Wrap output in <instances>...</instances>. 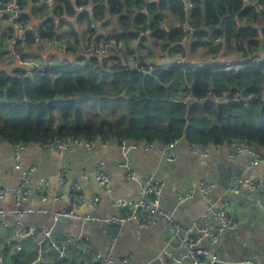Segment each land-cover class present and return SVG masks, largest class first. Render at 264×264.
<instances>
[{
	"label": "built area",
	"instance_id": "obj_1",
	"mask_svg": "<svg viewBox=\"0 0 264 264\" xmlns=\"http://www.w3.org/2000/svg\"><path fill=\"white\" fill-rule=\"evenodd\" d=\"M69 1L74 4L77 12L85 10L87 5H90V3L79 4L80 0ZM180 1L184 3L186 13L183 21L179 24L184 32L180 43L182 48L187 50L186 43L194 39L196 31L191 12L197 5V0ZM44 2L47 7H53L56 4V0H44ZM243 6L256 8L260 12L264 11V6L258 0H243ZM22 16L20 0H0V80L2 76L7 78L9 75L18 76L21 80L34 79L40 74H46L52 78L58 76L55 58H49L43 62L38 57L23 56L24 51L30 46L36 48L42 46L65 56L71 55L70 48H77L80 54L103 59L110 67L114 64V60L111 58L120 56L126 69L146 75L172 69L177 64L191 67L215 64L220 67L219 73L235 70L241 72L232 79V81L237 80V82L231 80L228 82L217 81L218 84H223L226 87V98L234 107H242V104L244 107H247L248 104L256 105L254 104L256 94L248 95L254 90H247V84L244 81L240 83L239 79L244 76L248 77L249 73L255 72L243 73L250 69V66L264 65V46L256 48L249 58L239 61L224 59L220 55H215L208 62L192 63L187 61L184 55H181L176 61L158 64L144 58L138 51V45L143 36L154 34V30L151 28L142 31L137 38L138 40H122L117 37L115 31L105 27L98 28L93 20H90L91 22L87 27L82 25L81 20H79L78 26H76L75 23L66 21L71 18L68 15L64 20L65 27L57 30L56 35L52 38H45L39 25H33L27 29L24 26L21 27L19 22L22 20ZM6 20L16 28L15 33H12L11 28L4 27ZM66 29L75 31L72 32L75 35L67 33ZM227 32L228 28L226 27L221 36H216L213 39L216 44L222 45L224 51H228V45L237 47L236 45L243 44L241 40H236ZM30 39L32 42H29ZM1 59L7 60L6 62H15L9 63L12 64L9 66L1 63ZM13 67H15L14 70ZM257 73L261 74L260 72ZM263 120L264 117L256 118L254 123ZM180 143H183L192 154H208L209 146L203 147L199 144H193L184 138L157 143L125 140L119 143L123 156V161L119 166L127 169L128 178L138 180V176L130 168L131 154L134 150L143 148L148 152L157 153L163 161L175 162L178 159L177 147ZM10 145L13 151L14 168L19 171V181L17 186L11 189L0 177V264H134V257L117 254V236L110 235L106 226L109 223H116L118 230L123 231L129 222H135L138 226L145 227L156 225L160 220L166 222L171 237L163 250L139 264L166 262L174 264H219L220 259L211 248L221 242L226 232L235 230L239 226L238 218L223 208L217 210L209 208L190 224L179 223L176 215L177 207L192 199L194 191L189 189L178 192L176 207L168 209L162 201L166 182L157 178L154 172L147 175L143 180H138L140 192L137 196L113 198L112 213L104 216L93 212L79 213L77 209L82 204L87 203L95 208L100 202L99 196L86 192L84 179L75 180L66 187L72 176V168L64 163L61 165L56 179L57 188L52 194L51 182L48 177L40 174L39 162L34 161L27 166L24 165L23 152L32 144L15 143ZM34 145L38 147L41 154L57 150L63 156L74 147H83L86 151L91 152L95 146V141L66 137L45 143H35ZM244 154L250 156L252 166L264 165V155L248 142L234 143L231 156L242 157ZM95 180L107 193H112V178L104 161H101L96 169ZM263 183L264 177L252 179L246 174H241L233 180L229 190L241 192L248 189L255 192L263 186ZM213 186L214 183L212 182H203L200 188L205 194L211 191ZM11 191L14 194V204L12 208L7 209L5 208V200ZM35 195L38 196L42 206L48 208L42 207L35 210L24 207V204ZM63 202L66 203L65 207L51 212L49 216L50 212L48 211L53 210H50L49 207ZM38 216H49L50 224L35 222L33 219ZM66 219L87 224L96 237L88 232L64 230L59 224ZM104 236H108L105 250L102 248L103 243L100 242ZM95 240L98 243H95ZM237 263L264 264L257 255H251Z\"/></svg>",
	"mask_w": 264,
	"mask_h": 264
},
{
	"label": "trees",
	"instance_id": "obj_2",
	"mask_svg": "<svg viewBox=\"0 0 264 264\" xmlns=\"http://www.w3.org/2000/svg\"><path fill=\"white\" fill-rule=\"evenodd\" d=\"M87 1L80 0L79 4ZM94 1L99 4L95 17L103 16L107 4L111 7L110 13H123L119 20L120 33L114 30L118 38L135 40V35L139 37L142 31L151 28L154 30V34L149 36L151 41L173 38L175 49L182 52V28L178 26L174 31L167 32L160 26L163 16L158 13L152 16L155 9L158 12L166 9L177 16L180 24L186 14L182 1ZM33 2L42 10L47 8L44 0ZM258 2L264 6V0ZM196 3L191 12L196 26L194 39L189 42L192 52L202 46L220 52L222 45L216 44L213 39L221 36L226 27L228 34L243 43L237 47L228 45V50L238 54V59L249 58L262 45L264 11L243 8V0H197ZM131 5L139 10L149 8V15L143 11L133 20V11L130 8L125 10ZM54 8L58 11L56 17L76 12L74 4L65 0H56ZM246 20L248 23L244 24ZM133 26L136 31L132 30ZM42 29L45 38H52L57 32V22H46ZM78 51L77 48H70V54L77 55L76 62L71 57H60L56 66L58 76L55 78L46 74L29 80L11 75L1 77L0 142L35 144L77 137L92 141L116 139L119 143L125 140L157 143L184 138L193 144L208 147L246 141L264 155V120L246 125L228 124L226 120L232 116L229 112L232 103L215 104L209 96L215 92L223 97L226 87L217 81L228 82L241 72L219 73L220 67L215 64L200 67L177 64L172 69L146 75L126 69L120 56L111 58L114 64L110 67L102 65L98 57ZM79 62L82 64L79 65ZM250 71L264 74V65L250 66L243 73ZM241 78L243 81L248 78V83L253 86L255 83L258 85L257 80L250 76ZM173 85H190L191 96L198 102L173 98ZM86 92L98 97L76 99ZM258 106H235L234 109L239 118L246 121L264 117V105H260L263 108Z\"/></svg>",
	"mask_w": 264,
	"mask_h": 264
},
{
	"label": "crops",
	"instance_id": "obj_3",
	"mask_svg": "<svg viewBox=\"0 0 264 264\" xmlns=\"http://www.w3.org/2000/svg\"><path fill=\"white\" fill-rule=\"evenodd\" d=\"M65 1L71 3L69 0ZM144 1L151 3L158 2L160 0ZM86 3H90V5H87L85 10L81 12L76 11L73 15H70L71 18L66 21L72 22L73 24L75 23L76 26H78V22L81 20L82 25L87 27L88 22L93 20L98 28H110L113 31L115 30L116 32L120 33L118 31L119 20L123 13H110L111 7L109 4H107V8L103 16L100 17L99 15L96 16V18L95 15L97 14L98 10V2L92 0L87 1ZM20 6L23 12L22 20L19 22L21 27L24 26L27 29L30 26L39 25L42 29L43 24L45 25L46 22L48 23L50 21L57 22V30H61L65 27L64 20L66 17H68V15L64 14L60 17H56V14L58 15V11L54 8L55 6L47 7L45 10H42L41 6L35 4L33 0H23V2L20 0ZM127 8H130L133 11V20H135L136 17L139 16L143 11L145 14L149 15V8L139 10V8L135 5H131L129 7L126 6L125 10H127ZM243 8L245 7L243 6ZM157 13L161 17L163 16V20L160 21V26L163 27L167 32H172L179 26L177 16L169 10L163 9L158 12L155 9L152 13L153 15H150L157 16ZM243 23L247 24L248 20L244 21ZM4 27L11 28L12 33L16 32V28L10 24L8 20L4 22ZM132 30L136 31L134 26ZM66 32L72 33L75 31L66 29ZM72 34L75 35V33ZM146 36L147 37H145V39L141 40L139 43L138 51L144 58L154 63L159 64L173 62L176 61L181 55H184L186 60L192 63L208 62L210 58L215 55H220L224 59H238V54L236 52H231L232 49L228 51H224L222 49L220 52L216 53L210 51L207 46H202L197 48L196 51L192 52L189 43H186V47H188L187 50H184L180 43V47L182 49L181 52L175 49V40H173V38H171V40L169 38L164 40L159 39L154 42L151 41V37L148 35ZM137 38L138 36L135 35L134 39ZM261 43V46H264V35L262 37ZM23 56L38 57L39 59L43 60V62L49 58H55L58 63L60 57H64L65 55H61L52 49H47L42 46H38V48L35 46H30L24 51ZM76 56L68 55L67 57H71V59L75 60L76 62ZM4 59H1V63L8 64L9 66H12V64L9 63L15 62H6L7 60ZM99 60L102 65L107 64L103 61V59L99 58ZM81 64L82 63L79 62V65ZM14 69L15 67H13V70ZM249 74L250 78L257 80L258 85L255 83L253 86L252 83H248V78L247 80H244V82L247 84L246 89L249 91L254 90L249 92L248 95L255 93L256 101L254 104L259 105L260 108H263V106L260 105H264V74H258L257 72H251ZM242 81V78H240L239 82L241 83ZM232 82H237V80ZM222 86L224 85L222 84ZM120 94H122V92ZM209 96L210 99H213L215 104L227 101L229 102L225 96V93L221 98L216 95L215 92H211ZM172 97L177 100H183L184 102L194 99L191 96L190 85H173ZM194 100L195 102H198L196 99ZM248 106L254 105L248 104ZM234 108V105L231 104L229 112L232 114V116L226 120V123L246 125L248 123L255 122L256 119H248L246 121L241 120L235 113ZM232 147L233 144H212V147L208 148L207 155H199L190 153L184 144L180 143L177 147L178 159L175 162L163 161L157 153L148 152L143 148H138L131 154L130 168L138 176V180H143L147 175L154 172L156 173L157 178L166 182L162 201L168 209H174L176 207L178 192H184L192 189L194 191V197L179 205L176 210L179 223L187 225L207 209L212 208L208 207L209 204H212L215 210L222 208L223 206H230L231 199L222 196L223 187L221 186V181H224L225 177H233L239 172V170V173H241L242 170L241 174H246L252 179H261L264 177L263 164L252 166L250 162L251 158L248 156V154H245L246 156L242 157H232ZM233 158H237V160H232ZM23 161L25 166L34 161L39 162L41 167L40 174H43L49 178L53 188L52 194L57 188L56 179L61 165L64 163L69 165L72 168V176L68 180L66 187L72 184L75 180L84 179L86 182V192L100 197V202L95 208H92L87 203L82 204L77 209V212L79 213L93 212L100 216L108 215L113 212L111 206L113 198L119 196L134 197L140 192V183L138 180H131L128 178L127 169L119 166V164L123 161V156L119 142L116 141V139L96 140L95 146L91 152L86 151L83 147H74L66 152L63 156H61L60 152L57 150L41 154L38 147L32 144L24 150ZM101 161L105 162V166L111 175L113 186L112 193H107L104 188L101 187L95 180L96 169ZM221 172H223L222 179ZM0 177L5 180L11 189L15 188L19 181V171L15 170L14 168L12 147L7 142H0ZM203 182L214 183L212 190L205 194L202 193L200 188ZM250 195L252 194H243L244 198L246 199H249ZM216 196L218 199H216ZM242 202H244L242 198L235 201V206H237V208H239L244 214V216L240 214L242 218H240L239 214L231 212L239 220L238 228L226 232L221 242L217 246H213L211 248V250L218 255L220 259L219 264H239L237 262L251 255H257L261 261L264 262V210L257 214L254 212V210H251L252 205H243ZM13 204L14 194L11 191L5 200V208L10 209L12 208ZM65 205L66 203L63 202L55 206H50L49 209L53 210L48 211L50 212L49 216L51 215V212L65 207ZM24 207L35 210H39L42 207L48 208L46 206H42L38 196L36 195L32 196L31 199L24 204ZM49 216H38L33 220L35 222L38 221L44 224H50L51 219ZM67 229L79 231L80 227L76 222H72L70 224V228L67 227ZM123 231V235L117 236V254L119 256L134 257V264H139L140 262L148 260L152 256L159 253L161 250H163V248L166 247L167 242L171 237V234L167 228V224L163 220H160L156 225L145 227H140L135 222H129ZM88 233H91L94 237H96L94 232L88 231ZM107 240L108 236H104L103 239L100 240V242L103 243L102 248L104 250L107 248ZM94 242L98 243L97 240ZM155 264L174 263L166 262Z\"/></svg>",
	"mask_w": 264,
	"mask_h": 264
},
{
	"label": "water",
	"instance_id": "obj_4",
	"mask_svg": "<svg viewBox=\"0 0 264 264\" xmlns=\"http://www.w3.org/2000/svg\"><path fill=\"white\" fill-rule=\"evenodd\" d=\"M89 56H92V55H89ZM92 97H94V98L96 97L97 98L98 96L93 95L91 92H86V93L81 94L80 96H77L76 99L81 100V99L92 98ZM193 102H195V100L191 99L190 103H193ZM103 116H105L104 113H103ZM209 147H212V145H210ZM243 156H246V155L244 154ZM234 159H235V161L237 160V158H233L232 160H234ZM239 172H240V170H239ZM239 172L236 173L233 177H225L224 178L225 182L221 181V186L223 187V195L222 196H225V197H228V198L231 199L230 206L229 207L228 206H223L222 208L227 210L230 213L231 212L237 213V214H239L240 218H242L241 215L244 216V214L239 208H237V206H235V201L239 200L240 198H242L243 201H244V202H242L243 205H246V204L252 205V209L251 210H254V212L258 214L259 212L264 210V183H263V186L259 190L255 191V192H252V191H250L248 189H244L241 192L230 191L229 187L231 186L233 180L236 179L238 176H240V174L242 173V170H241V173H239ZM222 177H223V172H221V179H222ZM244 193H250L252 195L249 196L250 197L249 199H246L243 196ZM216 199H218L217 196H216ZM207 204H209V203H207ZM208 207H212L213 208L214 206H212V204H209ZM72 222H76L77 224H79V227H80L79 231L93 232V231H91L88 228L87 224H83V223H81V222H79L77 220H73V219L62 220L59 225L64 230L72 231V230L67 229V227L70 228V224ZM106 227H107V230H108L110 235L121 236V235L124 234V231H119L118 230V224H116V223H109Z\"/></svg>",
	"mask_w": 264,
	"mask_h": 264
},
{
	"label": "rangeland",
	"instance_id": "obj_5",
	"mask_svg": "<svg viewBox=\"0 0 264 264\" xmlns=\"http://www.w3.org/2000/svg\"><path fill=\"white\" fill-rule=\"evenodd\" d=\"M110 29V28H109ZM110 30H112V29H110ZM138 40V39H137ZM104 65V64H103ZM103 77H105V76H103ZM103 77H101V78H103ZM110 78L112 79L113 78V76H112V74L110 75ZM259 120V119H258Z\"/></svg>",
	"mask_w": 264,
	"mask_h": 264
}]
</instances>
